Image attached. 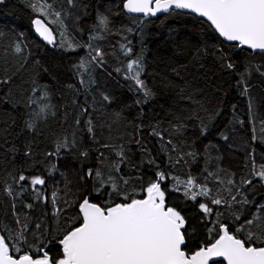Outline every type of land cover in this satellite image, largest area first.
I'll return each mask as SVG.
<instances>
[{
  "label": "trees",
  "instance_id": "1",
  "mask_svg": "<svg viewBox=\"0 0 264 264\" xmlns=\"http://www.w3.org/2000/svg\"><path fill=\"white\" fill-rule=\"evenodd\" d=\"M49 2L63 14L62 26L57 23L59 33L50 25L55 32L53 44L36 37L33 20L38 14L30 0L0 3V81L10 77L8 83H0L1 234L10 230L15 236L19 231L17 217L22 223L27 217L29 230L35 234L28 235L30 244L36 236L45 239L47 230L55 232L52 193H57V205L64 208L65 199L71 202L74 194L95 183L81 179L89 168H99L105 176L111 171L118 181L120 176L130 178L129 185H120L130 192L139 191L140 177L147 180L154 179L157 171L169 173L164 185L167 203L182 210L192 248L207 238L217 214H222L221 221L234 229L264 205V181L252 175L254 167L259 170L264 165V143L252 139L253 128L259 136L264 120V76L260 74L264 72V55L225 43L209 23L189 13L175 11L141 24L140 17L124 12V0H74L72 5L68 0ZM101 14L109 18L107 30L99 26ZM18 40L26 45L20 54L14 51ZM88 44L100 49L102 62L78 69L91 51ZM128 47L132 49L130 54L126 53ZM141 55V79L155 95L138 104V100L143 101V93L128 79L126 66ZM226 62H233L235 70L227 69ZM248 65L251 75L245 96L237 80ZM33 80L47 86L52 107L46 118H36V127L31 130L26 122L33 119V108L39 107H26L33 94ZM249 98L255 105L252 113ZM89 119L92 133L88 131ZM177 125L182 127L178 130ZM65 137L75 139L71 150H61L57 158L45 156L55 150L56 140ZM105 144L110 147H103ZM28 148L31 156L24 155ZM121 148L126 159L117 174L112 165L119 163L117 152ZM83 151H87V157L80 155ZM149 160H155V164ZM52 164L56 170L49 174ZM21 171L26 176H44L45 185L37 189L48 198L46 201L35 199L36 190L29 181L17 184L12 179ZM189 176L195 177L198 185L206 184L211 196H199L194 201L184 195L182 184L177 190L172 177L186 180ZM229 179L236 184L229 185ZM247 179H252L251 185L241 184ZM8 185L12 195L5 191ZM228 189L233 194L239 190L242 196L237 199L246 197L251 203L233 204L231 208L211 204L212 197H227ZM104 198L101 193L98 199ZM29 203L31 209L26 208ZM200 203H208L213 215L203 213ZM233 213L240 219L236 220ZM77 215L76 203H72L61 216V224L65 217ZM37 223L42 225L39 231L34 228ZM47 250L51 255L60 248L52 241Z\"/></svg>",
  "mask_w": 264,
  "mask_h": 264
},
{
  "label": "snow or ice",
  "instance_id": "2",
  "mask_svg": "<svg viewBox=\"0 0 264 264\" xmlns=\"http://www.w3.org/2000/svg\"><path fill=\"white\" fill-rule=\"evenodd\" d=\"M3 0H0L2 3ZM68 4H74V0H68ZM30 6L37 13L33 20L34 31L48 44L55 42L53 23L62 26V11L56 10L49 0H30ZM123 8L128 13L143 14L144 17H155L160 14H173L176 10H188L198 17L206 19L209 26L218 34L225 43H231L234 47L247 48L253 53L264 55V0H126ZM109 18L103 14L99 17V26L108 29ZM131 31V29H128ZM23 41L14 44V51L20 54L24 51ZM64 45L62 44L61 47ZM70 48L74 45L69 44ZM89 51L87 57L83 58L78 69H85L93 62H102L103 56L98 48H92L91 44L86 45ZM130 47L126 48V53H131ZM94 53V54H93ZM223 57V50H220ZM26 62V61H25ZM39 64V61L35 62ZM227 69L235 70L233 62H226ZM128 79L134 81L137 91L143 93V101L146 103L155 94L149 89L141 75L144 72L143 57L137 56L128 62ZM117 71H120L117 69ZM260 72V66L256 67ZM264 76V72H260ZM251 75V66H245L244 70L238 74L237 86L241 89V94L247 96L249 86L248 77ZM10 77L0 81L8 83ZM81 83H84L81 80ZM32 95L28 97L26 107L38 105L33 108L31 116L33 119L26 122V126L34 130L36 118H46L50 112V95L46 85H38L32 81ZM71 87V86H70ZM181 92L184 90L181 89ZM40 95L37 96L36 94ZM192 100L191 96L186 97ZM107 101L109 97L105 96ZM199 103V102H196ZM255 105L249 98V111L254 112ZM87 111V109H82ZM55 115L54 112L50 113ZM179 119V118H178ZM79 124V120L76 121ZM182 125H177V129ZM206 131V126L203 129ZM88 131L92 133L93 127L91 119L88 120ZM155 135L160 133L155 132ZM253 142L259 140L264 143V120L260 122V133L256 135L253 128ZM162 138V137H161ZM224 139H227L225 136ZM138 144L139 140L136 141ZM75 139L61 138L54 142L55 150L45 153L47 157L57 158L61 150H71L75 146ZM171 143V141H169ZM108 148L110 145L105 144ZM253 152L250 155H253ZM25 156H31V149L25 150ZM82 157H87V151L80 153ZM195 156V153H188ZM103 156V153H100ZM120 157L118 164L112 165L115 173H120V164H123L126 157L121 148L117 152ZM182 158V157H181ZM99 159V157H98ZM180 161L177 160L176 163ZM155 164V160H149ZM56 170V165H50V172ZM169 173L165 171L155 172L154 179L145 180L140 177L141 187L139 191L133 189L128 191L127 187L121 188V184L129 185L130 178L117 177L110 171L107 176L98 168H89L81 179H91L95 183L91 187H85L82 191L74 194L73 200L63 201L64 208L57 205V193H52L53 217L56 230L48 231V236L41 239L35 237L33 243L28 242V235H35L30 232L27 217L22 223L17 217L19 231L13 236L8 230L0 234V264H264V205H260L256 213L243 220L236 228H231L228 223L222 222L220 215L215 216L214 225L208 229L207 238L197 244L196 247H189L188 222L182 215V210L178 206L167 203L166 189L164 185L169 178ZM215 174L209 173V176ZM253 177L264 181V165L259 170L253 168ZM17 184L29 181L30 187L36 190V200H47L37 186H44L46 180L44 176L35 174L26 176L23 171L18 176L12 178ZM175 186L179 190V185L184 187V195L191 200L197 197L211 196V189L206 184L198 185L196 178L189 176L186 180L179 177H172ZM252 179L242 180L241 184H252ZM223 183V181H221ZM229 185H235L233 179L227 181ZM109 189L110 191H105ZM5 191L13 194L11 185ZM103 193L104 199H98ZM95 194L96 199L93 198ZM242 193L237 190L235 194L228 189V196L211 198L213 205H227L229 208L233 204L241 205L251 203L246 197L237 199ZM76 203L78 215L75 217H65L61 224V216L68 207ZM31 203L26 208L31 209ZM199 208L207 216L213 215V209L208 203H200ZM236 220L240 217L233 213ZM42 225H34L39 231ZM55 241L59 245V252L51 254L47 250L48 245ZM11 245V246H10Z\"/></svg>",
  "mask_w": 264,
  "mask_h": 264
},
{
  "label": "water",
  "instance_id": "3",
  "mask_svg": "<svg viewBox=\"0 0 264 264\" xmlns=\"http://www.w3.org/2000/svg\"><path fill=\"white\" fill-rule=\"evenodd\" d=\"M126 2V0H124V3ZM124 9V8H123ZM176 11H179V12H183V13H189V14H191V15H194V16H196V17H198L196 14H192V13H190L188 10H176ZM124 12L127 14V15H131V16H136V17H140L141 19H142V23L141 24H143L147 19H156V18H158V17H160V16H163V15H166V14H160V13H158L157 14V16H155V17H144L143 16V14H138V13H128L127 12V10L126 9H124ZM198 18H201V17H198ZM201 19H203V20H205L206 21V19H204V18H201ZM207 22V21H206ZM208 23V22H207ZM51 27V26H50ZM52 28V27H51ZM33 29H34V25H33ZM53 29V28H52ZM35 32V31H34ZM53 34H54V36H55V32H54V29H53ZM35 35H36V37L39 39V40H41V41H43V42H45V43H47L46 41H44L41 37H39V35L35 32ZM222 39V38H221ZM48 44V43H47ZM228 44H231V43H228ZM238 49H241V48H239V47H237ZM253 53V52H252ZM253 54H258V53H253ZM1 234V233H0Z\"/></svg>",
  "mask_w": 264,
  "mask_h": 264
},
{
  "label": "rangeland",
  "instance_id": "4",
  "mask_svg": "<svg viewBox=\"0 0 264 264\" xmlns=\"http://www.w3.org/2000/svg\"><path fill=\"white\" fill-rule=\"evenodd\" d=\"M63 15V14H62ZM61 19H62V16H61ZM53 25H54V27H55V29L58 31V33H59V30L57 29V23H53ZM70 32V31H69ZM69 32H67V33H69ZM62 34H63V32H62ZM67 40V38H62V40ZM68 41V40H67Z\"/></svg>",
  "mask_w": 264,
  "mask_h": 264
}]
</instances>
